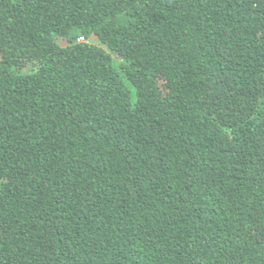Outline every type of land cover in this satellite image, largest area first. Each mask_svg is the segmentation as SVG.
<instances>
[{
	"label": "trees",
	"instance_id": "trees-1",
	"mask_svg": "<svg viewBox=\"0 0 264 264\" xmlns=\"http://www.w3.org/2000/svg\"><path fill=\"white\" fill-rule=\"evenodd\" d=\"M0 264H264V0H0Z\"/></svg>",
	"mask_w": 264,
	"mask_h": 264
}]
</instances>
